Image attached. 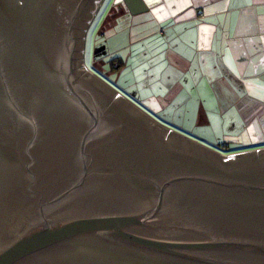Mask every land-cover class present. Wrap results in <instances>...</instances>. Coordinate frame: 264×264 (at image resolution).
Segmentation results:
<instances>
[{
  "label": "water",
  "instance_id": "1",
  "mask_svg": "<svg viewBox=\"0 0 264 264\" xmlns=\"http://www.w3.org/2000/svg\"><path fill=\"white\" fill-rule=\"evenodd\" d=\"M102 1L0 0V264H264V148L204 146L88 71Z\"/></svg>",
  "mask_w": 264,
  "mask_h": 264
},
{
  "label": "crops",
  "instance_id": "2",
  "mask_svg": "<svg viewBox=\"0 0 264 264\" xmlns=\"http://www.w3.org/2000/svg\"><path fill=\"white\" fill-rule=\"evenodd\" d=\"M143 2L152 28H136L139 58L147 42H159L139 102L155 114L179 109L190 129L215 127L222 153L264 148V0ZM125 36L129 47L131 30Z\"/></svg>",
  "mask_w": 264,
  "mask_h": 264
},
{
  "label": "rangeland",
  "instance_id": "3",
  "mask_svg": "<svg viewBox=\"0 0 264 264\" xmlns=\"http://www.w3.org/2000/svg\"><path fill=\"white\" fill-rule=\"evenodd\" d=\"M120 2L121 0H103L99 6L84 39L82 56L86 69L131 102L147 111L169 129L191 139H194L193 137L201 138L202 140H195L209 147L204 142L205 140H203L206 138L212 142L209 144H211L214 150L222 153L218 147V145H221L220 135L218 134L219 130L215 129V127L206 128V131L197 127L190 129L191 123L184 120L179 109L175 110L172 107L161 114H155L146 110L142 103L139 102L138 98L148 95L143 91L146 86L144 82L146 77L145 71L150 68L152 63L150 61L151 55H149L152 45L156 42L158 44L159 41L157 38V41L156 39H151V41L147 42L145 48H148L149 51L145 49V58H139L143 50L141 46L134 44L137 35L136 28L140 26L138 24L141 22L140 24H143L141 27L144 29L142 32H148L152 28V25L148 22L146 13L132 16ZM113 3L119 4L112 7ZM111 7L110 15L105 21L106 14ZM111 25L113 28L110 27ZM128 30H131L130 40L133 43L129 47H127L129 42L128 37L125 36ZM116 59L123 61V67H116L120 63ZM147 76H151V73ZM184 128H189V131H185Z\"/></svg>",
  "mask_w": 264,
  "mask_h": 264
},
{
  "label": "trees",
  "instance_id": "4",
  "mask_svg": "<svg viewBox=\"0 0 264 264\" xmlns=\"http://www.w3.org/2000/svg\"><path fill=\"white\" fill-rule=\"evenodd\" d=\"M122 3V2H121ZM123 4V3H122ZM112 62H114V61H112ZM117 68H119V64L117 65Z\"/></svg>",
  "mask_w": 264,
  "mask_h": 264
},
{
  "label": "flooded vegetation",
  "instance_id": "5",
  "mask_svg": "<svg viewBox=\"0 0 264 264\" xmlns=\"http://www.w3.org/2000/svg\"><path fill=\"white\" fill-rule=\"evenodd\" d=\"M161 123V122H160ZM224 154V153H223ZM226 154H229V153H226Z\"/></svg>",
  "mask_w": 264,
  "mask_h": 264
}]
</instances>
